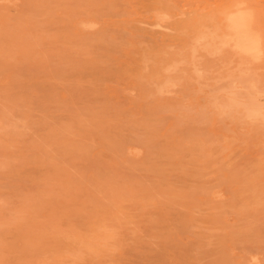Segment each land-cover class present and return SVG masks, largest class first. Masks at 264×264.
Returning <instances> with one entry per match:
<instances>
[{
	"label": "rangeland",
	"instance_id": "obj_1",
	"mask_svg": "<svg viewBox=\"0 0 264 264\" xmlns=\"http://www.w3.org/2000/svg\"><path fill=\"white\" fill-rule=\"evenodd\" d=\"M234 1L0 0V264H264V0Z\"/></svg>",
	"mask_w": 264,
	"mask_h": 264
},
{
	"label": "bare ground",
	"instance_id": "obj_2",
	"mask_svg": "<svg viewBox=\"0 0 264 264\" xmlns=\"http://www.w3.org/2000/svg\"><path fill=\"white\" fill-rule=\"evenodd\" d=\"M234 1V0H233ZM236 1H234V4ZM245 3V2H244ZM246 6L250 4H245ZM234 6V5H232ZM242 7V6H240ZM239 7V3L236 4V9L233 10L232 12H224L225 20H226V25H225V30L223 32V40H227L230 37L236 38L237 42H239V46L247 52H252L258 48V43L255 34H253L249 30V25H250V16L247 14L246 11L242 10V8ZM247 8V7H246ZM249 8V7H248ZM251 9V8H249ZM252 10V9H251ZM225 11V10H224ZM253 11V10H252ZM251 11V12H252ZM226 13V14H225ZM251 14V13H250ZM252 15V14H251ZM252 18V17H251ZM255 19V18H253ZM256 20V19H255ZM253 22V21H252ZM251 28V27H250ZM256 31V30H255ZM222 36V35H221ZM222 42V41H221ZM260 42V41H259ZM220 43V42H218ZM229 43V42H228ZM227 44V43H226ZM232 44V43H231ZM228 45V44H227ZM260 45V44H259ZM224 46V45H223ZM261 46V45H260ZM262 47V46H261ZM264 47V46H263ZM260 49V48H259ZM264 49V48H263ZM139 52V51H138ZM147 55V54H146ZM249 55V54H248ZM149 57V56H148ZM246 100V99H245ZM248 103V102H247ZM246 104V103H245ZM250 104L248 103L247 106ZM242 108H245L244 106ZM260 112V111H259ZM257 113V112H256ZM254 113V114H256ZM83 239V238H81ZM79 240V239H78ZM86 240V239H85ZM84 240V241H85ZM81 242V241H80ZM89 244V240H87ZM92 242V241H91ZM94 243V242H93ZM92 243V244H93ZM82 244V243H81ZM86 244V243H84ZM86 244V245H88ZM91 244V243H90ZM85 245V246H86ZM84 246V245H83ZM90 247L89 245L87 248ZM94 247V245H93ZM91 246L90 249L93 248ZM93 250V249H92ZM75 260V259H74ZM71 261V260H70Z\"/></svg>",
	"mask_w": 264,
	"mask_h": 264
}]
</instances>
